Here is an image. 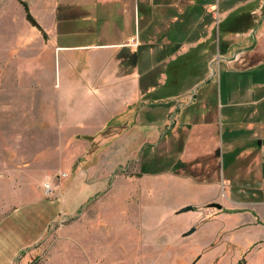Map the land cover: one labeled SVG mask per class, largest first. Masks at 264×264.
<instances>
[{"label": "rangeland", "instance_id": "rangeland-1", "mask_svg": "<svg viewBox=\"0 0 264 264\" xmlns=\"http://www.w3.org/2000/svg\"><path fill=\"white\" fill-rule=\"evenodd\" d=\"M189 1L0 0L3 78L12 65V77L0 82V106L17 102L10 122L0 121V230L9 238L36 228L40 216L29 199L55 193L44 194L43 180L56 190L73 170L96 172L106 149L97 132L68 133L65 142L68 134H35L22 119L25 106L40 115L44 93L58 105L60 62L79 61L75 72L90 77L92 58L104 56L91 44L120 42L105 53L114 58L115 77L129 73L130 85L139 78L143 91L156 87L165 118L175 103L148 156L139 150L117 166L105 189L52 222L12 264H264V2L258 13L240 9L221 19L214 6L204 26ZM45 62L43 82L35 65ZM18 65L26 86L16 78ZM193 99L180 110L184 117L175 116ZM187 114H196L191 125L183 123ZM180 128L200 138L195 150L208 147L204 159L193 161L192 147L183 155L167 149L165 133ZM171 165L178 170L165 172Z\"/></svg>", "mask_w": 264, "mask_h": 264}, {"label": "crops", "instance_id": "crops-1", "mask_svg": "<svg viewBox=\"0 0 264 264\" xmlns=\"http://www.w3.org/2000/svg\"><path fill=\"white\" fill-rule=\"evenodd\" d=\"M262 1L264 2V0H190L186 8L189 11H193L196 8L200 12L196 18L197 23L204 22V26H208L210 12L213 11L212 15L216 14V11L213 10L214 6L216 7L215 9L222 10L219 12V18L221 19L222 16L224 18L228 17L240 9H245L249 14L250 12L258 13L259 10L257 8L262 6ZM120 44L122 45L120 42L110 40L108 42H94V44H91V52L95 49L99 52L103 50L104 56L95 57V53L92 54L94 56L92 58L93 74L90 77L87 74L83 75L82 72H75L74 69L77 67L79 61L67 60L63 61V63L60 62V70L63 74L61 81L64 89L60 92V97L57 100L59 103L54 108L51 98L49 95H44V93L41 98H37L38 101L42 100L44 102L42 111L41 108L38 110V112L40 111L39 116L36 113L37 110L33 108L25 106L19 109L22 114L27 112L26 116L22 119L30 121L28 123L30 126L28 125V127L35 134L72 133V135L83 134L93 136L97 132V140L106 146V149L101 153L103 157L99 158L100 165L97 166L96 172H82L78 168L72 171L73 173L67 180L64 179L60 182L51 197L46 198L39 191L33 194L28 202L35 205V212L40 216V219L36 222L37 226L33 231L28 230L27 233L25 232L26 235H22L19 232L14 238H9L7 234L2 233V230L5 228L0 230V264H12L14 258L21 250L42 238L52 222H55L63 215H71L79 210L90 196L99 190L105 189L115 168L130 160L137 151L142 150V153L146 152L145 155L148 156L157 145V139H160L165 132L166 120L172 113L171 108L175 106L174 101L172 105L169 104V107L167 106L165 118L162 111H164L167 104L164 98L159 97L160 92L156 87L143 91L141 85H138L139 78H137L136 83H132L135 86L132 88L129 73H123L115 77V72L113 71L114 58L111 57L110 52L107 57L105 53L106 50L109 51L113 46ZM56 46L61 50L66 49L57 44ZM35 66H40V69H42L41 76L43 82L49 79V74L43 73V70L47 71L50 63H38ZM6 68L8 69L6 72L9 73L11 78L12 65ZM66 68H71L73 71H65ZM16 69V78L18 81L23 80V85L26 86L24 84L25 78L20 74L26 69L25 64L24 69H21V65L16 66ZM29 70H32V68H29ZM4 72L0 66V82H2V79L6 80L9 77L3 78L1 73ZM84 78L85 80H83ZM88 78L91 81L87 82ZM115 78L119 81L117 85H115ZM153 92L155 93L153 98L151 97L150 100H147V95ZM144 96L145 98L142 99L141 97ZM194 102V99L190 100L184 106H181L179 110H175V116L178 115L179 119L184 117L186 114L181 112L182 108H189ZM16 103L10 100V102H5V104L0 106V121L10 122L12 119L10 116H13L16 112L14 111ZM19 110L18 112H20ZM195 116L196 114H187V118H183L186 119L183 123L187 124ZM200 119L203 120L202 117ZM195 120L199 122L198 119ZM188 124L191 125L192 122ZM8 125L7 127H9ZM180 131L181 133L178 135L176 132L165 133L164 136L169 141L167 149L169 147L171 150L174 148L176 152L183 155L186 150L192 147V151L197 153L195 156H192V160L196 161L199 157L204 159L205 153H209L208 147L205 146L203 148L204 151L200 148L195 150L193 148L197 145L195 141H200V138L196 139L191 133L190 136L186 135L185 132H182L181 128ZM19 134L23 135L25 133L21 132ZM14 135L16 134L14 133ZM68 136L69 134L65 142H67ZM204 137L205 134L202 135V138ZM83 141V139L77 140L75 143L79 144V142ZM63 146L65 147L64 144ZM199 163L202 166H207L204 160H201ZM171 166L172 168L169 169L164 168V170L167 169L165 172L174 173L178 170L174 168L176 167L175 165ZM207 169H210V166H207ZM89 179L93 180L89 181ZM216 182L218 183V181L214 180L215 184L212 183L210 186H213V184L217 186ZM200 184L203 186L211 183L201 181ZM15 209H18V207L13 208V210ZM228 210L234 212L233 214L237 212L233 208ZM25 212H31V209H27ZM7 216L2 221L7 219ZM21 236L25 237L22 238Z\"/></svg>", "mask_w": 264, "mask_h": 264}, {"label": "built area", "instance_id": "built-area-1", "mask_svg": "<svg viewBox=\"0 0 264 264\" xmlns=\"http://www.w3.org/2000/svg\"><path fill=\"white\" fill-rule=\"evenodd\" d=\"M57 178H66L68 174L66 172H59L55 175ZM41 187L45 195H52L55 191V185L52 183L51 179H45L42 181Z\"/></svg>", "mask_w": 264, "mask_h": 264}, {"label": "trees", "instance_id": "trees-1", "mask_svg": "<svg viewBox=\"0 0 264 264\" xmlns=\"http://www.w3.org/2000/svg\"><path fill=\"white\" fill-rule=\"evenodd\" d=\"M219 50H220V53H222V49H221V47L219 48ZM155 95V93L153 92L152 94H151V96H152V98H153V96ZM143 167V166H142ZM145 169V167H143V170ZM145 171V170H144Z\"/></svg>", "mask_w": 264, "mask_h": 264}]
</instances>
